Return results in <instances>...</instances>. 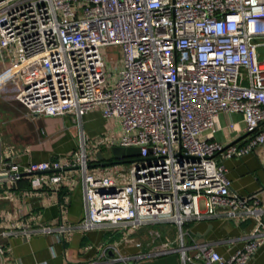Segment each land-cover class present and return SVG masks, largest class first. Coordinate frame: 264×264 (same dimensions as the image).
<instances>
[{
	"label": "built area",
	"instance_id": "1",
	"mask_svg": "<svg viewBox=\"0 0 264 264\" xmlns=\"http://www.w3.org/2000/svg\"><path fill=\"white\" fill-rule=\"evenodd\" d=\"M118 46L120 68L105 76L102 49ZM264 0H0V79L36 77L15 95L30 114L80 119L100 108L121 130L112 146L138 147L127 175L87 171L80 148L63 164L21 167L0 159V181L24 173L33 186L57 189L62 169L82 174L84 216L75 224L27 221L0 229L25 237L103 227L118 235L103 258L88 264H141L176 254L178 264H247L264 243V209L229 192L224 161L264 144ZM220 113H239L249 136L222 144L206 134ZM100 140L98 143H102ZM256 217L253 231L230 256L192 237L187 222L218 211ZM169 223L174 240L153 226ZM150 226L145 233H138ZM120 234V236H119ZM144 240H146L144 242ZM178 241V242H177ZM178 243L174 245V243ZM134 248L135 252H127ZM196 250L194 256L190 250ZM0 264H22L0 242ZM45 264V263H38Z\"/></svg>",
	"mask_w": 264,
	"mask_h": 264
},
{
	"label": "crops",
	"instance_id": "2",
	"mask_svg": "<svg viewBox=\"0 0 264 264\" xmlns=\"http://www.w3.org/2000/svg\"><path fill=\"white\" fill-rule=\"evenodd\" d=\"M5 64L0 63V73ZM35 71H24L23 76L0 79V159L11 158L21 167L31 162L51 161L63 164L73 152L85 142L84 135L94 132L93 122L111 120L115 122L114 135L121 130L114 118H102L100 108H95L80 119L71 113L59 116L30 114L15 99L16 93L25 82L35 78ZM87 127V130H86ZM210 139L222 144H242L249 136L243 117L239 113H220L216 118L215 130L206 133ZM100 140H102L100 138ZM99 140V141H100ZM98 141V142H99ZM103 141V140H102ZM86 151L95 156L101 153L103 161L114 158L109 147L98 143ZM111 145L107 142L106 146ZM85 150L88 146L85 143ZM88 161L87 171L100 175L114 176L119 171L113 163L96 166ZM226 176L230 180L229 192L250 203L252 196L258 198L264 209V144L257 146L240 157L224 161ZM64 180L57 189L31 185V175L22 177L12 184L0 181V229L11 224L20 225L30 221L33 213L39 214V223L75 224L84 216L82 174L78 168L62 169ZM256 224V217L240 210L230 216L220 210L208 219L187 222L184 228L197 240L211 242L222 256H230L241 247ZM115 230L98 227L88 231L74 230L63 237L51 234H36L25 237L20 234L0 236V242L9 248L11 255L22 264H88L102 259L103 249L115 243ZM127 252H135L130 248ZM247 264H264V243L256 250Z\"/></svg>",
	"mask_w": 264,
	"mask_h": 264
},
{
	"label": "rangeland",
	"instance_id": "3",
	"mask_svg": "<svg viewBox=\"0 0 264 264\" xmlns=\"http://www.w3.org/2000/svg\"><path fill=\"white\" fill-rule=\"evenodd\" d=\"M102 51L106 56V64H107L106 68H105V76L107 78H112L120 68L119 64H120V61L122 59L121 48L118 46H108V47L103 48ZM257 53H258V59L264 60V47H259L257 49ZM114 124H115V122H113L111 120H106V121L100 122V121H98V119H96L92 124L93 129L97 126L96 129H94V132L91 135L89 133H86L84 135L85 143L88 146V150H86V151H89L91 146L96 145L97 142L100 140V138L103 140V142H102L103 144H101V145H104L103 147H106V148L109 147L110 148L112 145H109V146H106V145L108 142L107 139L109 138L108 136H110L112 134L114 135V133H115V129H114L115 125ZM86 130H87V127H86ZM79 148H80V145H79ZM89 160L92 161V163H94L96 160V155L92 156L89 154L88 155V161ZM112 166H117L118 167L117 170L119 169L118 172H122L125 175H127L126 170H128V168H129V163L110 165V167H112ZM153 227L155 229H158L163 237H168L170 240H174L177 237V236H175L176 235L175 234V228L172 224L162 223V224L155 225ZM150 228H151L150 226L143 227L141 229V231H139L138 235L139 236L142 235V238L145 239V236L143 237V233H145ZM119 236H120V234H119ZM145 241L146 240H144V242ZM177 242L174 243V245L178 246ZM195 252H196L195 249L190 250L189 255L194 256Z\"/></svg>",
	"mask_w": 264,
	"mask_h": 264
},
{
	"label": "water",
	"instance_id": "4",
	"mask_svg": "<svg viewBox=\"0 0 264 264\" xmlns=\"http://www.w3.org/2000/svg\"><path fill=\"white\" fill-rule=\"evenodd\" d=\"M109 150L114 159L112 161H103V157L101 153L98 152L96 154V157L99 160V162L95 164L96 166H105L113 163H125L139 155L138 147L111 146ZM73 168H77V167H73ZM3 177L5 176L0 175V178ZM141 264H178V261L176 254H171L169 256L162 257L154 261H147Z\"/></svg>",
	"mask_w": 264,
	"mask_h": 264
},
{
	"label": "trees",
	"instance_id": "5",
	"mask_svg": "<svg viewBox=\"0 0 264 264\" xmlns=\"http://www.w3.org/2000/svg\"><path fill=\"white\" fill-rule=\"evenodd\" d=\"M111 161V160H110Z\"/></svg>",
	"mask_w": 264,
	"mask_h": 264
}]
</instances>
